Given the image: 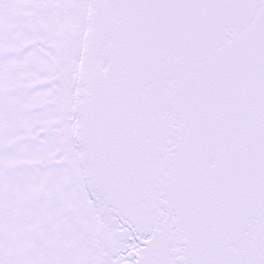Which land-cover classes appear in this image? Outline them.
<instances>
[{
	"label": "snow or ice",
	"instance_id": "snow-or-ice-1",
	"mask_svg": "<svg viewBox=\"0 0 264 264\" xmlns=\"http://www.w3.org/2000/svg\"><path fill=\"white\" fill-rule=\"evenodd\" d=\"M0 264H264V0H0Z\"/></svg>",
	"mask_w": 264,
	"mask_h": 264
}]
</instances>
